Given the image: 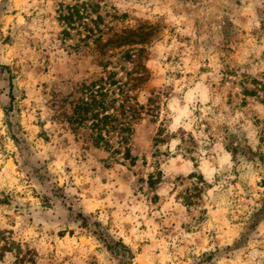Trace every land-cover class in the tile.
Returning <instances> with one entry per match:
<instances>
[{"label":"rangeland","instance_id":"374dc122","mask_svg":"<svg viewBox=\"0 0 264 264\" xmlns=\"http://www.w3.org/2000/svg\"><path fill=\"white\" fill-rule=\"evenodd\" d=\"M259 157L264 0H0V264H264Z\"/></svg>","mask_w":264,"mask_h":264},{"label":"trees","instance_id":"16d2710c","mask_svg":"<svg viewBox=\"0 0 264 264\" xmlns=\"http://www.w3.org/2000/svg\"><path fill=\"white\" fill-rule=\"evenodd\" d=\"M74 14V13H72ZM67 17H70L72 18V15L69 13L67 16H64L65 19L69 20ZM70 21V20H69ZM91 32H93L91 30ZM89 36V35H87ZM86 36V37H87ZM104 94L101 93V96H103ZM138 105V104H136ZM89 106H91V104H88L87 102L85 103V107H79L78 108V112L76 113L77 115V118L76 120H79L80 122H82L84 117L81 116V114H83L82 112H85L86 114L89 112ZM98 106H101V103L98 105ZM139 108H144L143 106L142 107H139ZM101 109H104V107H101ZM108 116L107 115H102V117L100 119H98V117L96 115H93L92 116V119L93 120H96V124L100 121V120H105L107 119ZM121 130H124V129H121ZM101 140H103L104 142H107L103 139V137L98 136ZM155 140V143L157 142V140L159 139H154ZM159 142V141H158ZM105 144H108L105 143ZM107 146V145H105ZM227 151L230 153L231 157L233 160H235L236 162H238L241 158V156H243V158H245L246 160L248 161H253L254 157H255V153H253L250 149L246 148V147H242L241 145L239 144H236L234 142H230L228 143V146L226 147ZM126 157H129V149L126 151ZM260 160H262L261 162L264 163V158L263 157H259ZM153 183L150 181V185H152ZM260 187L263 189V195H264V179L261 181L260 183ZM264 220V198L261 200V203H260V207L258 209H256L250 216H249V221H248V225H249V228H253L255 227L260 221Z\"/></svg>","mask_w":264,"mask_h":264}]
</instances>
